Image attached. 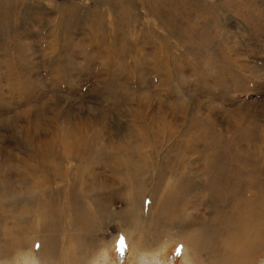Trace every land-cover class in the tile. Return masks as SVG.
<instances>
[{
    "label": "rangeland",
    "instance_id": "374dc122",
    "mask_svg": "<svg viewBox=\"0 0 264 264\" xmlns=\"http://www.w3.org/2000/svg\"><path fill=\"white\" fill-rule=\"evenodd\" d=\"M0 264H264V0H0Z\"/></svg>",
    "mask_w": 264,
    "mask_h": 264
},
{
    "label": "snow or ice",
    "instance_id": "6c2138e0",
    "mask_svg": "<svg viewBox=\"0 0 264 264\" xmlns=\"http://www.w3.org/2000/svg\"><path fill=\"white\" fill-rule=\"evenodd\" d=\"M118 247L123 248V238H120V240L118 241Z\"/></svg>",
    "mask_w": 264,
    "mask_h": 264
}]
</instances>
